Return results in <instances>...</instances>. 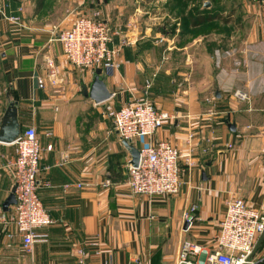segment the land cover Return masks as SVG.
Returning a JSON list of instances; mask_svg holds the SVG:
<instances>
[{
    "label": "crops",
    "instance_id": "crops-1",
    "mask_svg": "<svg viewBox=\"0 0 264 264\" xmlns=\"http://www.w3.org/2000/svg\"><path fill=\"white\" fill-rule=\"evenodd\" d=\"M159 1L0 0V121L12 99L19 103L22 132L36 128L38 192L55 221L40 230L49 234V243L36 244L31 254L15 227L0 225V264H80V250L88 253L85 264L171 263L186 241L215 248L234 198L264 208V0H237L227 18L223 12L196 16L205 18L200 27L228 20L241 41L223 55L218 51L208 57L209 42L220 38L202 37L206 61L200 68L190 53L194 45L182 43L198 28L192 14L175 26H153L150 21L157 17L146 9ZM95 13L117 33L112 46L129 41L117 69L99 68L113 94L102 104L85 95L96 70L71 65L59 41L78 16ZM48 60L58 69L56 84L49 78ZM39 77L46 82L43 89ZM146 99L174 118L135 146L166 141L182 152L181 188L174 197L132 193V157L105 116L108 106L120 109ZM15 156L14 144L0 143V213L14 187L9 165ZM67 184L82 187L65 189ZM193 206L197 211L186 228ZM254 257L263 264L264 234L256 241Z\"/></svg>",
    "mask_w": 264,
    "mask_h": 264
},
{
    "label": "built area",
    "instance_id": "built-area-1",
    "mask_svg": "<svg viewBox=\"0 0 264 264\" xmlns=\"http://www.w3.org/2000/svg\"><path fill=\"white\" fill-rule=\"evenodd\" d=\"M10 20L18 22L20 19ZM116 34L100 18L99 13L85 14L79 16L70 29L60 33L59 41L71 65L91 71L99 68L113 71L119 67L122 45L128 44L123 41L122 45L112 46ZM47 69L50 80L56 84L59 74L53 60H48ZM38 85L42 89L46 87L43 77L38 78ZM150 87L151 82L147 81L146 88ZM236 96L244 99L241 92H237ZM105 116L113 124L119 138L131 141L134 145L143 138L154 136L166 122L174 118L147 99L130 102L120 109L108 106ZM192 137L191 135L190 138ZM14 145L16 156L9 168L13 185L16 186L17 204L9 212L0 213V225L7 230L15 227L22 238L24 251L31 254L36 244L49 243V234L40 230L53 226L55 221L44 207L38 192L41 147L36 128L28 127ZM48 149L51 150L52 147ZM139 149V166L135 168L129 165L128 184L132 193L149 198L177 196L181 188L182 152L166 141L145 145ZM187 165H191L190 159H187ZM261 168L264 175V150ZM44 185L51 186L50 182H45ZM73 187L82 186H64L65 189ZM196 211L197 208L193 206L186 214V221L190 224ZM263 234L264 208H255L243 198H234L228 203L213 250H205L186 241L181 245L175 262L162 264H257L258 260L254 257L255 244ZM90 246L95 250L99 249L98 243H91ZM87 254L84 250L79 251L80 264H85ZM262 263L264 264V258Z\"/></svg>",
    "mask_w": 264,
    "mask_h": 264
},
{
    "label": "rangeland",
    "instance_id": "rangeland-1",
    "mask_svg": "<svg viewBox=\"0 0 264 264\" xmlns=\"http://www.w3.org/2000/svg\"><path fill=\"white\" fill-rule=\"evenodd\" d=\"M205 1H208L210 3L209 8H206L203 5ZM236 1L237 0H192L190 3V1H186V0H161L157 4L148 6L146 10L148 15L157 17L156 20L152 19L150 21L151 25L159 26L160 24V26H163L164 24H168L171 26L172 25L175 26V24L178 21L182 23L185 21L187 22L191 14L195 19V17L200 12H205V11L208 12V15L210 17L219 15L218 12H223L224 18L225 17L227 18L229 17L231 12L234 11V6H236L237 4ZM158 17L161 19H159ZM173 19H175V21H173ZM233 29L234 26H230L228 25V23H222V24L212 23L210 25L205 24L202 27H198L197 29H194L192 33L189 35V37L185 38V41L183 38L182 43L187 42V43H192L194 45L193 48L190 50V53H192L193 57H196L195 60L193 58L194 63L193 62L192 63L195 66H199L200 68V65L203 64L202 62L206 61L205 59L206 54H203L200 46L202 37L205 39H207V36L208 38L210 37L213 39H216L217 37L220 38L218 42L215 41L209 42V54H207L208 57H210V55L218 56V51H221L220 54L223 55V53L225 54L227 50H233L235 45L241 42L240 39H236L235 35H233L234 32ZM123 41H127V43H129L127 39H123L120 45H122ZM122 46L124 47V45ZM180 58H184V55L181 56ZM1 76L2 75L0 73V79Z\"/></svg>",
    "mask_w": 264,
    "mask_h": 264
},
{
    "label": "water",
    "instance_id": "water-1",
    "mask_svg": "<svg viewBox=\"0 0 264 264\" xmlns=\"http://www.w3.org/2000/svg\"><path fill=\"white\" fill-rule=\"evenodd\" d=\"M205 7H210V3L206 2ZM102 70H96L95 80L91 86L90 91H86L85 95L93 100L96 104H102L110 100L113 94L107 88L104 80L101 79ZM22 135V126L19 122V103L15 100L9 99L7 109L0 121V143L15 144ZM124 147L132 157L130 165L138 167L140 163V149L136 147L131 141L121 139ZM16 186L12 188L11 194L3 204V211L9 212L11 207L17 204L16 200ZM190 226V222H186V228Z\"/></svg>",
    "mask_w": 264,
    "mask_h": 264
},
{
    "label": "trees",
    "instance_id": "trees-1",
    "mask_svg": "<svg viewBox=\"0 0 264 264\" xmlns=\"http://www.w3.org/2000/svg\"><path fill=\"white\" fill-rule=\"evenodd\" d=\"M186 1H190V3H191L192 0H186ZM210 18H212V17H210ZM192 21H193V27H200L201 24L205 22V18L204 17L201 18V17L198 16L195 19L193 18ZM225 22L227 23L228 20H225Z\"/></svg>",
    "mask_w": 264,
    "mask_h": 264
}]
</instances>
